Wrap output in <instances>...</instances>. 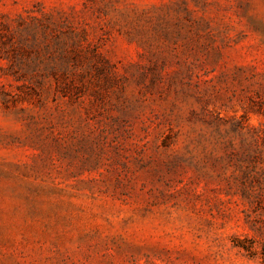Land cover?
<instances>
[{
    "label": "rangeland",
    "instance_id": "374dc122",
    "mask_svg": "<svg viewBox=\"0 0 264 264\" xmlns=\"http://www.w3.org/2000/svg\"><path fill=\"white\" fill-rule=\"evenodd\" d=\"M0 264H264V0H0Z\"/></svg>",
    "mask_w": 264,
    "mask_h": 264
}]
</instances>
